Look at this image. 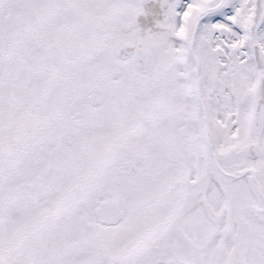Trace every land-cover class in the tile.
Segmentation results:
<instances>
[{
    "label": "snow or ice",
    "instance_id": "6c2138e0",
    "mask_svg": "<svg viewBox=\"0 0 264 264\" xmlns=\"http://www.w3.org/2000/svg\"><path fill=\"white\" fill-rule=\"evenodd\" d=\"M0 264H264V0H0Z\"/></svg>",
    "mask_w": 264,
    "mask_h": 264
}]
</instances>
